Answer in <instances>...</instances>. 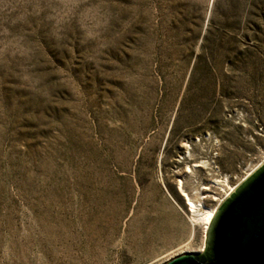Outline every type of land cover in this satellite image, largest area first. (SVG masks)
I'll return each instance as SVG.
<instances>
[{"label":"rangeland","instance_id":"1","mask_svg":"<svg viewBox=\"0 0 264 264\" xmlns=\"http://www.w3.org/2000/svg\"><path fill=\"white\" fill-rule=\"evenodd\" d=\"M263 162L264 0H0V264L196 252Z\"/></svg>","mask_w":264,"mask_h":264},{"label":"water","instance_id":"2","mask_svg":"<svg viewBox=\"0 0 264 264\" xmlns=\"http://www.w3.org/2000/svg\"><path fill=\"white\" fill-rule=\"evenodd\" d=\"M162 264H264V162L218 205L202 251Z\"/></svg>","mask_w":264,"mask_h":264},{"label":"bare ground","instance_id":"3","mask_svg":"<svg viewBox=\"0 0 264 264\" xmlns=\"http://www.w3.org/2000/svg\"><path fill=\"white\" fill-rule=\"evenodd\" d=\"M261 165V164H260ZM259 165V166H260ZM197 164H195L193 167H196ZM258 166V167H259ZM258 167L254 166L252 167L249 172L245 175V179L252 173L254 172ZM190 172V171H188ZM245 179H242L241 181H239L240 183H242ZM223 183L225 184L226 186V189L224 190L223 192V195L219 196L217 199L214 198L213 200H216L217 202H221L222 201V198H225L227 197L235 188L232 187V186H228L227 185V180L224 179L223 180ZM207 190V188H203L202 190ZM180 191V195L181 197L183 198L184 202H185V205L186 207L188 208V212H194V211H199L197 208H200L201 207V210H200V215L197 217V219L199 220V223L200 225L202 226V231L204 230H207V227L211 221V218L213 217V215L215 214L216 210H217V207H212V208H206V207H203L201 205V203L198 201V200H194L192 197H190L188 194H186L181 188L179 189ZM223 191V190H222ZM196 219V218H195ZM197 221V220H196ZM194 222V221H193ZM198 224V223H197ZM199 225V224H198ZM205 233V232H204ZM203 239L201 240V245L200 247L196 250V252H201L202 251V247H203ZM186 252H194V251H184V252H180L179 254H182V253H186Z\"/></svg>","mask_w":264,"mask_h":264}]
</instances>
